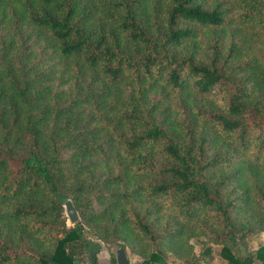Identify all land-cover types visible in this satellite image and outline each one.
I'll list each match as a JSON object with an SVG mask.
<instances>
[{"label":"trees","instance_id":"1","mask_svg":"<svg viewBox=\"0 0 264 264\" xmlns=\"http://www.w3.org/2000/svg\"><path fill=\"white\" fill-rule=\"evenodd\" d=\"M86 229L264 264V0H0V264H82Z\"/></svg>","mask_w":264,"mask_h":264},{"label":"rangeland","instance_id":"2","mask_svg":"<svg viewBox=\"0 0 264 264\" xmlns=\"http://www.w3.org/2000/svg\"><path fill=\"white\" fill-rule=\"evenodd\" d=\"M66 213V212H65ZM80 219V216H79ZM67 221L69 222V219L67 217ZM86 237L89 239V245L88 250L86 252H81L80 255L76 256L75 261L85 264H112V254H114L115 245L106 243L102 240H100L92 230L86 229L85 231ZM202 236H192L189 239V242L193 245L194 253L199 254L200 247H201V241L200 239ZM260 242H264V231L260 232L257 236L252 237L248 240V246L249 248H253L256 245H258ZM214 249V258L218 261L214 262L207 261L206 263L200 262V259L197 263L194 264H228L224 258H222L219 253L218 249L220 248V245L218 244H210ZM131 254V260H129V264H139L141 260V255L136 253L133 249L130 251ZM163 259L165 261L164 264H189L190 261L193 260V257L191 259H183L181 256H178L177 254L173 252H167L165 251Z\"/></svg>","mask_w":264,"mask_h":264},{"label":"water","instance_id":"3","mask_svg":"<svg viewBox=\"0 0 264 264\" xmlns=\"http://www.w3.org/2000/svg\"><path fill=\"white\" fill-rule=\"evenodd\" d=\"M61 202L63 203L66 215L70 223H75L79 220V212L75 207L72 199L66 195H61ZM243 253L245 252V247L241 245ZM116 263L117 264H129L128 254L123 246H118L114 250Z\"/></svg>","mask_w":264,"mask_h":264},{"label":"crops","instance_id":"4","mask_svg":"<svg viewBox=\"0 0 264 264\" xmlns=\"http://www.w3.org/2000/svg\"><path fill=\"white\" fill-rule=\"evenodd\" d=\"M260 243H264V242H260ZM218 250H219V249H218ZM213 260H214V262H215V261H216V262L218 261L217 259L214 258V249L212 250V261H213ZM213 264H215V263H213Z\"/></svg>","mask_w":264,"mask_h":264}]
</instances>
